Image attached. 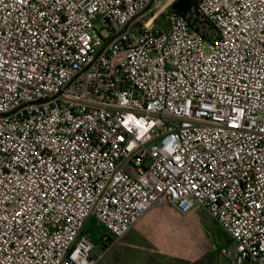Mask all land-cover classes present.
Returning <instances> with one entry per match:
<instances>
[{
    "label": "built area",
    "instance_id": "2783aa9c",
    "mask_svg": "<svg viewBox=\"0 0 264 264\" xmlns=\"http://www.w3.org/2000/svg\"><path fill=\"white\" fill-rule=\"evenodd\" d=\"M173 1L0 0V264H99L156 206L264 264V0Z\"/></svg>",
    "mask_w": 264,
    "mask_h": 264
},
{
    "label": "rangeland",
    "instance_id": "374dc122",
    "mask_svg": "<svg viewBox=\"0 0 264 264\" xmlns=\"http://www.w3.org/2000/svg\"><path fill=\"white\" fill-rule=\"evenodd\" d=\"M163 22L164 14H160L156 19V25L162 27ZM195 212L199 214V217ZM187 215L190 217L191 221H189V223H192L190 224L191 227L195 229V233L198 234L196 236L194 235L197 253L198 249H200L201 252L197 257V264H230L226 258L220 255V250L224 248L232 253L234 245L232 242L226 241L224 235L220 232L213 220L206 213L196 209L191 210ZM181 223H183L181 220H176L173 217H168L164 221L159 220L157 225L160 228L159 234L161 239L151 241L150 245L153 246L158 253L164 255L175 254L176 258L174 259V264L184 263L181 257H179V255L182 254L185 256L188 254L192 258V260L186 264H195L194 259L196 254L193 249L190 248L193 243V233L188 228L182 226ZM141 228L142 226L140 225L135 230L127 233L122 239L118 240L113 248L103 256L99 264H143V238L141 236ZM216 228L219 231H217ZM84 231L91 236V241L94 246L92 256L95 257L103 251L98 236L104 233L105 230L93 219H88L84 226ZM210 249L213 252L209 254ZM211 255L212 258L210 259L209 256ZM164 261L160 260L162 263H164ZM148 262L150 263L151 261L149 260ZM156 262L158 263V261ZM165 262L169 263V261Z\"/></svg>",
    "mask_w": 264,
    "mask_h": 264
},
{
    "label": "crops",
    "instance_id": "0c3cea01",
    "mask_svg": "<svg viewBox=\"0 0 264 264\" xmlns=\"http://www.w3.org/2000/svg\"><path fill=\"white\" fill-rule=\"evenodd\" d=\"M197 216L199 217V214H197ZM168 217H173L176 220H181V222H183V223H181V225L188 228L193 233V243H192L190 248H192L196 254L194 262H195V264H197V261H198L197 257L199 256V253H201V252H200V249H198V253H197V250L195 247V244H196L195 236L198 234L195 233V229H193L191 227L190 224H192V223H189V221H191L190 217L187 214L186 215H180L176 211H174L172 208L167 207V206H156V207L149 209L141 217V219L135 224V226L130 230V231H133L137 227H139L140 225L142 226V228H141L142 235L141 236L143 238V264H150V263L151 264H174L175 263L174 262V259L176 258L175 254L174 255L173 254L164 255V254L158 253L155 250V248H153V246L150 245L151 241L161 239V236L159 234L160 228L157 225V222L159 220L164 221ZM192 221H195V220H192ZM200 224H201V222H200ZM105 235H106V233L104 232L98 236L99 237L98 240L100 241L101 245H102V238ZM210 237H211V235H210ZM210 252H211V249L209 251V254H210ZM179 257H181V260L184 261L183 264H186L190 260H192L191 256L188 254L186 256L184 254H182V255H179ZM209 258H210V256H209ZM149 260L151 261L150 263L148 262ZM160 260L161 261H164V260L169 261V263H167L165 261H164V263H162V262H160ZM156 261H158V263Z\"/></svg>",
    "mask_w": 264,
    "mask_h": 264
},
{
    "label": "trees",
    "instance_id": "16d2710c",
    "mask_svg": "<svg viewBox=\"0 0 264 264\" xmlns=\"http://www.w3.org/2000/svg\"><path fill=\"white\" fill-rule=\"evenodd\" d=\"M195 6H196V0H174L172 2V4L170 5L168 11L169 12H175V13L183 14L186 11H188L190 8L195 7ZM218 229H217V231L220 230V229L219 230ZM220 232H221V230H220ZM224 238L226 239V241H228V239L226 238L225 235H224ZM211 252H213V251L211 250ZM211 258H212V255L210 256V259Z\"/></svg>",
    "mask_w": 264,
    "mask_h": 264
}]
</instances>
